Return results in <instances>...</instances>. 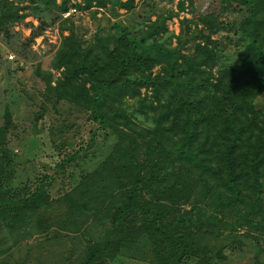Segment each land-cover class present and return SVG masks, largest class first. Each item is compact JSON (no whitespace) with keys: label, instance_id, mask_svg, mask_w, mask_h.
<instances>
[{"label":"trees","instance_id":"16d2710c","mask_svg":"<svg viewBox=\"0 0 264 264\" xmlns=\"http://www.w3.org/2000/svg\"><path fill=\"white\" fill-rule=\"evenodd\" d=\"M110 1L124 10L138 2L0 0L4 38L28 13L37 22L24 21L29 32L14 47L17 56H25L35 36L56 24L59 40L49 67L42 71L39 61L34 66L43 80L42 98L52 108L61 102L84 112L103 131L106 151L61 194L67 211L62 222L76 229L94 210L83 201L88 189L109 188L106 225L85 237L78 264H108L144 238L152 264H216L212 257L221 261L223 253H210L196 236L225 229L243 251L260 233L263 244L254 247L249 264H264V0H224L229 10L246 9L233 31L208 10L179 18L175 33L166 19L176 11H156L145 2L134 28L114 23L88 40L76 30L72 13L61 15L70 6L83 10ZM177 7L183 8V0ZM233 34L246 38L236 54L228 49ZM23 95L37 106L29 119L39 120L45 106ZM11 112L5 103L0 264L34 233L58 234L50 233L54 221L45 213L53 201L51 175L13 180L16 167L3 134L12 126ZM93 142L90 137L87 145ZM74 158L71 153L53 165L60 168Z\"/></svg>","mask_w":264,"mask_h":264},{"label":"rangeland","instance_id":"374dc122","mask_svg":"<svg viewBox=\"0 0 264 264\" xmlns=\"http://www.w3.org/2000/svg\"><path fill=\"white\" fill-rule=\"evenodd\" d=\"M177 1L138 0L132 10H124L115 5L114 1H110L103 7L93 6L83 10L74 7V11L70 13L76 30L88 40L92 39L96 31L101 33L111 30L114 23L118 28L123 25L134 28L135 21L144 16L145 2L153 4L156 11L164 13L170 9L176 11V14L166 19L167 28L175 33L178 30L179 18L182 16L190 17L213 10L217 19L227 23L233 31L246 14L244 7L240 10L227 9L224 0H183L181 9H178ZM24 11H27V8ZM24 21L37 23L28 13L22 22L14 23L12 33L7 38L0 33V120L4 104L7 103L12 110V126L3 134L4 142L12 152L10 156L16 167L13 180L18 181L26 176L32 178L34 174L41 172L51 175L48 190L53 201L45 213L50 216L49 221H54L50 226V233H55L56 230L58 234L50 236L34 233L14 246L6 260L7 264H78L82 257L85 237H95L106 225L107 218L104 216L103 204L104 206L107 204L109 188L104 190L101 186L94 185L88 189L83 201L94 210H90L85 215L86 218L76 229L62 222L67 211L64 209L61 194L78 180L82 170L92 168L95 160L106 151L102 142L103 131L95 122L89 120L84 112L61 102L52 108L51 103L42 98L43 80L35 73L34 66L39 61L42 71L49 67L50 56L59 40L58 28L55 23L48 25L43 34L35 36L29 49H25L26 55L17 56L14 47L19 45L23 36L29 32V26ZM43 36H46V39H43ZM245 42V37L233 34L228 49L236 54L243 48ZM10 53L12 57L8 56ZM20 64L21 68L18 67ZM53 74L56 75L57 71L53 70ZM23 92L29 94L35 103L42 102L45 106L44 114L39 120L29 119L37 106L27 99ZM90 137L94 138V142L87 145ZM71 153H75L74 160L66 162L60 168L53 165ZM83 153L90 154V158L83 157ZM100 180L97 178L91 181L98 183ZM93 212L95 216L92 217ZM82 216H79V219ZM257 235L256 242L253 240L250 242V250L244 248V251L232 244L229 229L218 235L200 234L196 238L200 244L208 246L210 253L218 249L223 253L221 261L212 257L216 264H249L254 247L263 244L261 240L263 236H260V233ZM150 251L148 239L144 238L108 264H152Z\"/></svg>","mask_w":264,"mask_h":264},{"label":"built area","instance_id":"2783aa9c","mask_svg":"<svg viewBox=\"0 0 264 264\" xmlns=\"http://www.w3.org/2000/svg\"><path fill=\"white\" fill-rule=\"evenodd\" d=\"M74 9H75V8H74L73 6H71V7H69L67 10L63 11V12L61 13V15H62V16H65V15L69 14L71 11H74ZM8 56H9V57H12V54L10 53Z\"/></svg>","mask_w":264,"mask_h":264}]
</instances>
